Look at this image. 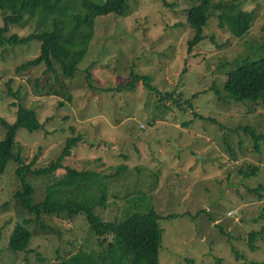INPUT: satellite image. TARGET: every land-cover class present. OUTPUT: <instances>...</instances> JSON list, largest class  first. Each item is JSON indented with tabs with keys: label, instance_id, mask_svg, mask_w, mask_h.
Segmentation results:
<instances>
[{
	"label": "rangeland",
	"instance_id": "1",
	"mask_svg": "<svg viewBox=\"0 0 264 264\" xmlns=\"http://www.w3.org/2000/svg\"><path fill=\"white\" fill-rule=\"evenodd\" d=\"M127 1L126 14L96 18L88 51L71 78L59 74L55 81L50 72H43V64L15 70L38 54L36 40L0 51V117L8 123L15 120L16 98L8 88L35 111L42 129H20L15 140L26 162L37 157L36 167L48 165L67 137L79 135L63 165L100 174L119 170L108 180L107 208L95 211L115 220L135 208L153 206L164 216L158 220L160 264H264V193L258 200L249 192L264 182V147L256 151L248 135L230 131L251 127L264 134V103L223 100L227 73L261 52L257 47L264 39V0L243 3V9L252 10V23L241 37L218 27L217 11L211 12L203 27L205 38L190 49L187 41L194 30L186 24V10L192 0ZM36 27L28 21L10 31L23 36ZM131 68L147 75L161 91L176 90L174 98L181 97L183 104L175 105L174 99L159 104L140 81L131 90L104 91L130 80ZM4 136L0 125V141ZM248 163L257 170L244 177L239 170ZM15 166L9 161L0 174V264H56L80 248L97 249L83 215L42 214V228L34 215L20 208L13 198L20 187ZM63 172L58 168L46 176L27 174L35 202ZM170 213L178 216L165 217ZM23 220H30L28 250L12 252L8 236ZM251 230L256 232L253 249L248 241Z\"/></svg>",
	"mask_w": 264,
	"mask_h": 264
},
{
	"label": "trees",
	"instance_id": "2",
	"mask_svg": "<svg viewBox=\"0 0 264 264\" xmlns=\"http://www.w3.org/2000/svg\"><path fill=\"white\" fill-rule=\"evenodd\" d=\"M193 5L186 10V24L193 30V37L187 41L188 49L201 42L205 36L203 27L207 24L211 12H216L217 26L226 28L233 36L241 37L248 32L252 23V10L243 9L245 0H192ZM129 8L127 0H0V13L2 25L0 26V51L3 54L7 47L23 45L36 40L39 42V52L34 57L16 66L15 70L44 65V73L50 72L57 81L61 74L67 78L73 76L77 65L88 51L90 41L94 34V25L97 17L111 13L122 16ZM28 21L36 24V29L27 35L11 32V26L23 27ZM261 52L254 59H245L231 69L226 76L223 90L224 99L233 103L249 102L251 104L264 103V39L258 45ZM57 66V70L55 68ZM86 79H90V69L85 68ZM58 72V74H57ZM130 80L104 91L131 90L140 81L144 88L164 103L174 99V104L181 106L180 98H174L176 90L161 91L150 84L147 75L136 73L132 68L129 71ZM38 79H35L37 87ZM103 89V88H102ZM214 90V86L210 87ZM10 95L16 99L12 107L16 108L15 120L8 123L0 117V125L5 129L4 139L0 141V174L5 171L9 161L15 163L14 174L20 182L13 198L19 203L23 211L35 216L40 227H45L40 220L42 214L60 215L67 217L83 215L89 229L96 236L97 249L87 251L80 248L76 252L60 258L56 264H160L158 258L161 244L162 228L158 220L161 217L153 206H146V210L135 208L120 219L106 220L103 215L96 213V207L103 211L109 202L110 178L116 173L100 174L92 170H79L63 165L64 158L69 157L71 149L76 146L81 137L79 135L67 137L59 154L45 166L36 167L34 156L28 162L22 157L21 150L15 140L20 129L35 132L43 125L37 119L35 111L24 107L18 100V93L8 88ZM197 93L191 96L194 99ZM217 93L218 102L221 101ZM189 100L184 104L189 105ZM213 124L217 122L211 118ZM222 129V127H221ZM231 132L241 131L248 135L251 146L258 151L259 146L264 147V134L254 131L251 127H237ZM243 134V135H244ZM229 152V151H228ZM231 153V152H230ZM235 158V153L230 154ZM247 169L240 168L244 177L255 175L257 166L246 164ZM62 168L64 172L43 188L40 201L34 200L35 188L27 180V174L40 177L50 175L56 169ZM258 200L264 193V182H259L249 189ZM180 214V215H184ZM178 214L170 213L165 217H176ZM17 223L12 228L7 240V248L12 252L28 250L32 232L27 222ZM256 232L248 233L249 245L253 249L252 241ZM43 260V258H39Z\"/></svg>",
	"mask_w": 264,
	"mask_h": 264
},
{
	"label": "water",
	"instance_id": "3",
	"mask_svg": "<svg viewBox=\"0 0 264 264\" xmlns=\"http://www.w3.org/2000/svg\"><path fill=\"white\" fill-rule=\"evenodd\" d=\"M197 160H205L204 157H197Z\"/></svg>",
	"mask_w": 264,
	"mask_h": 264
},
{
	"label": "built area",
	"instance_id": "4",
	"mask_svg": "<svg viewBox=\"0 0 264 264\" xmlns=\"http://www.w3.org/2000/svg\"><path fill=\"white\" fill-rule=\"evenodd\" d=\"M231 214V212H228V215H230Z\"/></svg>",
	"mask_w": 264,
	"mask_h": 264
}]
</instances>
